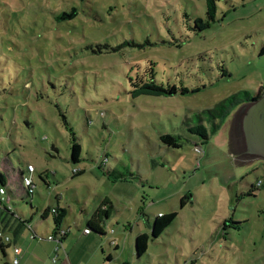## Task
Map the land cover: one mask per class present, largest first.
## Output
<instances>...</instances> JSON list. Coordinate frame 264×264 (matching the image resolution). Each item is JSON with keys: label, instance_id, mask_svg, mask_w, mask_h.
<instances>
[{"label": "rangeland", "instance_id": "obj_1", "mask_svg": "<svg viewBox=\"0 0 264 264\" xmlns=\"http://www.w3.org/2000/svg\"><path fill=\"white\" fill-rule=\"evenodd\" d=\"M216 3L212 21L206 0H0V162L36 167L32 204L15 194L14 216L46 204L52 189L38 175L46 170L52 186L61 183L72 230L97 193L113 200L106 228L121 238L113 264L127 253L129 264H264V186L248 195L264 181V160L254 169L229 152L245 110L208 139L189 131L205 110L256 93L264 79V0ZM73 9L74 19H57ZM143 82L176 93L134 96ZM164 134L182 147L165 145ZM73 143L82 147L76 163ZM113 169L136 180L112 182ZM172 211L177 218L153 238L155 217ZM37 219L30 237L43 229ZM139 233L151 237L141 260Z\"/></svg>", "mask_w": 264, "mask_h": 264}, {"label": "crops", "instance_id": "obj_2", "mask_svg": "<svg viewBox=\"0 0 264 264\" xmlns=\"http://www.w3.org/2000/svg\"><path fill=\"white\" fill-rule=\"evenodd\" d=\"M263 85H264V79L259 82L258 89L256 92H258V90ZM248 105L244 104L236 108L232 112V114L227 118V120L225 121L222 127H224L226 124H232V120L236 116V113L245 110ZM243 137H244V131H243ZM243 139H245V137ZM240 142L242 141L240 140L239 143ZM239 143L234 142L233 139L231 138L229 140V152L233 153L234 155L237 154L240 157L241 162L248 165L250 168L257 169L259 166L255 165L254 159L256 158H252L249 155H247L248 152L246 149L247 147L245 140L244 142H242L243 144L242 146L239 145ZM261 167L263 169V165ZM43 173H46V170L40 171L38 174L39 177L40 174ZM48 176L49 175L47 174L44 175V177L47 180V183L45 185L49 189L51 188L52 190H50L51 192L49 191L48 193L46 204L44 206L36 207V210L31 212L30 218H27L22 213L20 214L22 217L25 218V220H30L31 225L34 223L36 218H38L37 220L42 219L44 221V224L41 222L39 223V221H36L35 223V224H40V226H42L44 230L39 227H34L35 232L43 237L42 240H37L30 237L29 225L27 226L26 224H24L21 221L23 219L21 220L17 219V217L14 216L13 213H10L0 207V231L10 235L12 239L10 244L2 243L4 245V251L0 248L4 257L7 259L5 264H12V260L16 257V255L12 253L11 254L12 257L9 258L7 249H9L12 246H14V248L21 249V254L18 256L20 260L19 264H113L115 261H117L119 254H117L116 251L120 248L118 240L121 238H116L114 236H111L115 233L114 230L112 229L113 231L112 230L110 231L109 229L106 228V225H108L109 220L112 218V212L114 210H117V207L115 206L113 200L108 195H104V193H97L93 201L92 211L89 213L88 209L85 210L83 209L82 214H85L84 215L85 219L83 220L80 214L79 216L75 217L74 218L75 230H72L73 228L69 222V216H68V213H70V211H68V208L66 207L67 205L64 200V194L63 192L58 191V188L61 186V183L57 182L54 186H52V183L49 181ZM15 181H18V179H16ZM21 185L22 184L20 182V184L16 185L14 189L16 190ZM253 186H256V183L252 184L251 188ZM52 191L54 192V195ZM105 202L108 203L107 206H105ZM83 203L85 204L86 207V202ZM188 203L189 202H187V204ZM49 207H58L61 211H63L65 217L61 223V227L69 229L68 235L65 237L63 241V247L61 246L58 249H57L58 243L56 241H51L46 238V236H48L49 234H53L56 230L53 216L45 214V216L42 217L43 213L41 212L42 211L44 212ZM99 208L102 209L108 208L110 210L109 218L107 217L104 220L106 222L105 227L100 224L106 235L100 236L93 231L91 233H85L84 229L87 227L88 221L94 219L95 212ZM223 229H224V224H223ZM26 235H28L29 237H26ZM111 240H115L116 244L115 245L111 244ZM20 241H21V245L18 244ZM107 243L109 246L108 249H107ZM130 246L131 244H129V247ZM55 256L57 257L56 263L53 262V257ZM129 258H130V253H127V259L123 261V264H129L130 263ZM191 262L194 263L195 261H191Z\"/></svg>", "mask_w": 264, "mask_h": 264}, {"label": "trees", "instance_id": "obj_3", "mask_svg": "<svg viewBox=\"0 0 264 264\" xmlns=\"http://www.w3.org/2000/svg\"><path fill=\"white\" fill-rule=\"evenodd\" d=\"M206 5L208 9L209 17L212 21L215 20L216 13H217V3L216 0H206ZM76 10H72L70 13H63L57 17L58 20H72L77 16ZM203 22L204 20L202 18L197 19L196 22ZM264 54V42L262 44L261 49V55ZM176 93V88H166L164 85L158 84L156 82H143L138 85L137 88L134 89L133 94L134 96H140V95H150V96H169ZM264 93V85L258 90V92L252 94L251 92L247 90H242L238 93H235L223 101L216 104L212 109L205 110L203 114L200 115V123L196 124L194 126L189 127V131L194 134L200 135L203 139H208L210 135L217 134L222 126L224 125L227 118L232 114V112L238 108L239 106H242L244 104H250L253 101L257 100L259 97H261ZM205 121L209 123V126H206ZM161 141L173 148H181L182 142L180 141V138L174 135L170 134H164L161 136ZM201 148V147H200ZM81 150L82 147L77 144L73 143L71 148V159L74 163L78 162L81 157ZM8 163L0 162V189L4 188L7 192L6 197H3L0 193V207L4 210L13 213L12 209L10 207H13L15 212L17 213L16 208L14 207L13 203V196L19 195L23 198L30 199V203L32 204L33 201V195L29 192L28 188H26L22 184V178L27 169H24L22 167H19L18 169H15V167ZM27 168V167H26ZM113 174V176L111 175ZM108 178L112 180V182H128L132 180H136L135 176L132 174H129V176L124 175L120 173L118 170L113 169L112 171H109ZM16 179L21 182V186L18 187L16 190H12L10 188L12 182H14ZM40 179L46 184L47 180L44 177V173L40 174ZM264 186V183L263 185ZM255 188V189H254ZM260 187L253 186L249 191L248 195H252L257 189ZM191 198L187 195L183 196L180 200V206L181 208H184L187 204V199ZM107 202H105V206H107ZM55 209V212L52 210ZM18 214V213H17ZM46 215H51L54 217L55 221V232L53 233L55 236L59 234V230L62 229L61 223L64 219V213L61 211L58 207H49L47 208L43 214L42 217ZM110 210L108 208L102 209L99 208L95 212L94 219H91L88 221V225L86 228L90 229L91 233L92 231L100 236H105L106 233L103 231V228L101 225L105 227L106 222L104 221L105 218H109ZM179 212L178 211H172L170 213L161 214L155 217L152 225V237L158 238L161 236V234L167 230V228L170 227V225L174 222V220L177 218ZM20 215V214H19ZM104 218V219H103ZM19 219V218H17ZM21 220V219H19ZM24 224L28 226V224H31L30 220H21ZM68 235L65 234L61 239L60 242L63 244V241L65 237ZM150 236L148 233H140L135 240V251L136 256L138 257V260L142 258L144 254L147 253L149 249V243H150ZM0 248L4 251V245L0 241Z\"/></svg>", "mask_w": 264, "mask_h": 264}, {"label": "water", "instance_id": "obj_4", "mask_svg": "<svg viewBox=\"0 0 264 264\" xmlns=\"http://www.w3.org/2000/svg\"><path fill=\"white\" fill-rule=\"evenodd\" d=\"M242 124L247 151L264 160V93L247 106Z\"/></svg>", "mask_w": 264, "mask_h": 264}, {"label": "built area", "instance_id": "obj_5", "mask_svg": "<svg viewBox=\"0 0 264 264\" xmlns=\"http://www.w3.org/2000/svg\"><path fill=\"white\" fill-rule=\"evenodd\" d=\"M196 149L198 152H201V150H202L200 147H196ZM26 169H27V171L25 172V174L23 175V178H22V184L26 188H28L29 192L34 196L36 193V184H35V181L33 178V174L36 172V167L33 164H28ZM79 171H80L79 169L73 170L74 173H77ZM263 183H264V181L260 179L257 181L256 186L261 187L263 185ZM0 193L3 197H6V195H7V192L4 188L0 189ZM52 211L55 212V209H53ZM28 225H29V228L31 229L32 228L31 224H28ZM68 232H69L68 228H62L59 230V234L57 236H55L54 234H49L48 236H46V238L48 240H51V241H56L58 243V247H57V249H58L61 246L63 247V244L60 242V239L65 234H67ZM84 232L89 233L90 229L85 228ZM32 238L37 239V240L43 239V237L38 235L36 232H34V234L32 235ZM0 241L3 244H10L12 239H11L10 235L0 231ZM111 244L115 245L116 244L115 240H111ZM13 251H14V254L16 255V257L12 260V264H19L20 260H19L18 256L21 254V249L20 248H14ZM56 261H57V257L55 256V257H53V262L56 263Z\"/></svg>", "mask_w": 264, "mask_h": 264}, {"label": "flooded vegetation", "instance_id": "obj_6", "mask_svg": "<svg viewBox=\"0 0 264 264\" xmlns=\"http://www.w3.org/2000/svg\"><path fill=\"white\" fill-rule=\"evenodd\" d=\"M243 136V135H242ZM241 135H240V140L242 141V142H244V139H243V137H242ZM242 137V138H241ZM248 152V151H247ZM247 155H249L250 157H252V158H256V156L254 155V154H251V153H247Z\"/></svg>", "mask_w": 264, "mask_h": 264}]
</instances>
